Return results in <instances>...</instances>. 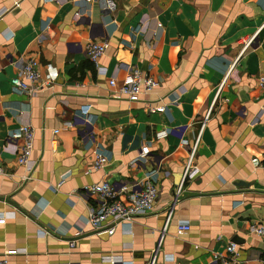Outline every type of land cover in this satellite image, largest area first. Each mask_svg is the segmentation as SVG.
Segmentation results:
<instances>
[{"label": "crops", "instance_id": "crops-1", "mask_svg": "<svg viewBox=\"0 0 264 264\" xmlns=\"http://www.w3.org/2000/svg\"><path fill=\"white\" fill-rule=\"evenodd\" d=\"M90 41L108 44L101 70ZM28 57L43 82L49 65L57 74L33 95L11 83ZM131 70L159 86L113 97ZM263 75L264 0H0V260L151 264L162 237L154 264H217L233 243L235 264H264V236L251 230L264 226ZM23 126L35 133L30 173L12 137ZM196 142L201 173L168 219ZM98 154L108 162L96 170ZM149 176L151 214L113 235L88 223L100 200L87 187L131 190ZM181 223L190 230L178 235Z\"/></svg>", "mask_w": 264, "mask_h": 264}, {"label": "built area", "instance_id": "built-area-1", "mask_svg": "<svg viewBox=\"0 0 264 264\" xmlns=\"http://www.w3.org/2000/svg\"><path fill=\"white\" fill-rule=\"evenodd\" d=\"M108 44L106 42L90 41L87 43L85 51L88 59L92 61L98 69L99 61L106 53ZM38 60L36 57L21 58L17 63L18 73L11 80L15 89L26 92L30 95L36 94L45 85L51 84L56 78L54 68L49 65V73L46 76L45 82L42 81V76L39 71ZM260 87L264 89V75L259 78ZM110 87L116 86L115 79L110 80ZM159 86V82L153 77L148 75H142L138 70H131L125 83L121 86L118 96L115 98L126 97L131 102L138 101L144 94L153 92ZM162 109V108H161ZM86 114V111L81 112ZM209 116H206L208 119ZM204 127V124L202 128ZM58 133V130L54 131V134ZM13 138H20L23 141V145L18 149V163L24 166L28 173L33 171L32 154L34 150V137L35 133L31 126H23L18 132L12 134ZM198 142V140H197ZM196 144L188 151V157L185 164V170L180 185L176 188L174 203L169 211L168 219L172 216L174 206L178 201L179 196L184 190V185L187 181L195 180L200 175V169L195 164V156L197 150ZM149 154V148H142V158ZM108 162V159L103 154H98L94 162L93 168L98 170L103 168ZM0 174H3V170L0 169ZM65 179L59 183L61 186ZM86 191L92 195H95L100 200L99 205L90 210L88 216V223L95 230H104L109 235H113L116 228L119 225L132 223L134 220L147 216L154 211L156 201L159 196V189L151 176L145 179L140 185L132 187L131 190L127 186L123 185L119 189L107 181L99 184H94L86 188ZM121 193L128 195L127 202L122 201L119 196ZM6 218H0V225L6 223ZM190 230V225L187 223H181L178 226V235H183ZM253 233L259 236H264V226L254 224L251 226ZM162 244V237L160 238L157 249L154 251L151 264H154L157 253L160 250ZM70 245L74 247L75 242H71ZM236 244H229L225 255H216L217 264H235L238 257ZM113 263L116 261L114 258H108ZM0 264H6V260H0Z\"/></svg>", "mask_w": 264, "mask_h": 264}]
</instances>
